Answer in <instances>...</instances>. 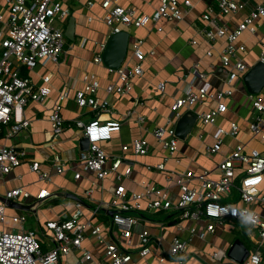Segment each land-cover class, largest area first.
Instances as JSON below:
<instances>
[{
    "label": "built area",
    "instance_id": "built-area-1",
    "mask_svg": "<svg viewBox=\"0 0 264 264\" xmlns=\"http://www.w3.org/2000/svg\"><path fill=\"white\" fill-rule=\"evenodd\" d=\"M97 3L103 10L101 18L108 27L107 38L97 44L98 50L93 56V62L98 64L104 63L102 53L113 34L127 31L126 29L130 27H144L151 22L158 24L162 19L181 20L185 10L192 6L191 0H158V6L152 13H139L132 7L121 5L119 0L87 1L90 8ZM217 6L222 14H234L243 9L245 3L217 0ZM69 14L70 10L64 7L62 0H5L4 6L0 2V134L4 139L12 140L27 130L31 121L25 115V107L31 101L44 102L51 94L50 75L44 76L43 84L37 85L30 76L23 75L20 68L25 66L32 70L39 63L60 60L65 50L66 36L64 29L58 27L55 22L57 18H65ZM213 14L212 9L202 14L206 22L202 31L210 41H215L219 37L228 40L227 45L219 52L223 68L228 73L225 78L228 86L223 90L211 91V83L206 80L207 74L199 69L200 63L192 66L190 72L201 77L204 80L203 84L198 87L189 86L185 93L175 98L168 118L171 126L169 124L159 126L152 131L169 156L178 149L179 138L175 134L177 121L186 111H193L192 107L196 103L206 98H213L219 102L216 109L198 113L196 124L213 123L220 113L227 110L224 99L233 94L234 82L249 70L242 60L237 59L238 51H245V46H236L234 43L244 31L255 32V19L260 15L264 16V1L251 10L233 30H229L218 16ZM158 29L162 30L160 26ZM193 43H196V40H193ZM143 44L144 40L140 37L134 40L133 54L136 62L118 68L106 66L108 72L115 74L117 78L115 82L107 85L108 93L122 95L131 92L134 79L144 73L146 52ZM213 54V49L208 51V55ZM261 61L264 62V47L261 51ZM83 82L84 86L75 92V102L80 108L94 111L95 117L88 122L80 119L75 120L73 124L67 123L63 109L70 93L67 88L64 89L50 113L52 139L57 140L70 125L79 127L89 141V148L81 150L79 155L83 170L94 172L100 179L110 174L116 176L117 184L111 188L113 195L111 201H104L95 206L93 212L97 213L100 210L109 214L111 212L113 226L117 227L119 234L116 235L112 231L111 240L106 242L103 225L81 220L84 215V204L77 201L75 211L69 218L48 220L43 225V231L45 229L44 232L48 233L45 237L53 242L46 250L41 243L40 230L8 231L0 227V264H62L63 257L76 249H80L82 253L72 264H86L93 259L91 251L83 248L87 235L106 245L104 255L108 261L99 264H128L132 261L135 251L146 258L151 254L152 242L155 240L149 230L144 229L138 234L139 248H134V227L140 222L153 220L141 214L140 211L144 207L150 211H173L180 219L179 229L183 228L184 220H205V229L199 230L196 226L189 228L191 237L198 236L202 239H206L210 233L216 231L217 226L228 220L246 221L257 228L259 236L254 239L253 251L240 264H264V213L250 207L256 201L264 202L260 187L264 181V155L256 149L245 152L243 144L240 143L219 163L221 172L219 178L210 177L208 170L198 174L192 170L184 172L169 170L167 185L144 182L143 191L129 192L123 179L131 175L132 166L122 168L125 162L124 155L109 156L101 145L102 142L110 140L115 132H120L122 122L102 119L103 114H112L113 108L107 99L98 96L101 87L99 77L93 73H86ZM165 85L164 82H160L157 85L158 90L164 91ZM248 96L256 112V117L248 123V128L264 140V101L259 94L249 93ZM134 113L136 107L129 109L126 117L130 118ZM138 118L140 123L144 121L143 116ZM239 133L240 126L236 122H232L229 128L219 127L214 134L216 141L206 146V153L212 155L219 152L224 136H237ZM122 149L123 151L131 149L136 155H145L150 150V143L145 137H136L131 143L124 144ZM109 160L110 165L107 166ZM166 160L167 157L153 167L167 171ZM24 162L28 163L29 170L35 173L40 181L45 184L53 181L52 175L42 169L41 160L28 156L24 144L0 142V172L9 173ZM51 165L58 173H64L70 166L59 153L53 155ZM238 165H245V172L239 184L235 185ZM81 176L80 171L74 174L76 179H80ZM194 179L198 180V186L191 185ZM233 186L237 187L243 205L227 198ZM174 187L179 189L176 200L172 199ZM94 190L95 188L86 190V195H92ZM50 194L51 190L45 186L35 194L21 186L8 190L4 199H0V224L6 221L10 200L38 201L44 200ZM143 199L146 201L145 205L142 203ZM12 220L23 224L26 217L13 216ZM154 222L160 226L165 225L164 221L154 219ZM216 255L218 253H214V256ZM192 257L189 239L175 235L171 240L169 253L162 252L158 260L161 263L186 264ZM223 257L228 258V254L224 252ZM145 264L153 263L148 261Z\"/></svg>",
    "mask_w": 264,
    "mask_h": 264
},
{
    "label": "crops",
    "instance_id": "crops-1",
    "mask_svg": "<svg viewBox=\"0 0 264 264\" xmlns=\"http://www.w3.org/2000/svg\"><path fill=\"white\" fill-rule=\"evenodd\" d=\"M77 1L80 2L82 7L75 9L73 5L69 4L70 0H62L64 7L69 8L70 14L65 18L58 19L65 20L68 25L69 17L74 16L76 29L73 40L66 37L65 46L67 47L61 54L60 60L58 62L39 63L32 70L25 66L20 68L21 73L30 76L37 85L43 84V77L50 75L51 94L44 102L31 101L25 107V115L30 119L31 125L20 136L12 140H6L0 134L1 143L24 144L27 147L28 156L40 159L42 169L49 172L53 177L51 183L45 184L38 179L35 173L29 170L27 162L9 173L0 172V197L2 198L8 190L19 186L29 190L32 194L37 193L44 186L51 190V194L44 200L14 201L20 207L9 204L6 221L0 224V227L8 231L27 230L25 222L28 218L25 214H19L17 210H33L37 216V226L34 230L41 231V233L38 232L45 250L53 242L47 238L42 241V238L48 234L45 233V229V232L43 231V224L48 220L69 218L75 211V203L78 200L67 196L69 193L85 202L83 203L84 215L81 218L82 221L90 220L93 224L104 226L103 234L106 242L111 240L112 231L116 235L119 234L117 227L113 226L111 213L109 214L104 210L97 213L93 212L95 206L104 201H111L113 197L111 188L117 184L116 176L110 174L100 179L94 172L83 170L79 161L81 152L79 142L84 136L79 127L70 125L57 140L52 139L50 113L54 103L59 99L60 92L64 89L67 88L70 93L63 109V116L67 123L73 124L75 120L80 119L88 122L95 117L94 111L89 108L78 107L74 99L76 90L84 86L83 76L86 73H93L99 77L101 87L98 96L107 99L113 108L112 114H103L102 119H115L122 122L120 132H115L110 140L102 142L101 145L109 156L124 155L125 162L122 168L128 165L132 166L131 175L123 179V183L129 192L143 191L144 182L167 185L169 183L167 179L169 170L177 172L192 170L196 174L208 170L210 171V177L219 178L221 175L218 167L219 163L240 143L243 144L245 152L256 149L264 155L263 138L251 132L248 128V123L255 119L256 112L248 96L250 92L245 86L244 75L234 82L233 94L224 99L227 110L220 113L213 123H197L186 140L179 139L178 149L173 155L169 156L163 144L152 134L155 128L169 124L168 118L171 115L172 104L176 97L185 93L189 86L198 87L203 84L204 80L201 77L190 72L195 63H200V71L207 74L206 80L211 83V91L223 90L228 86L225 83L228 73L223 68L219 54L227 45L228 40L225 37H219L215 41L208 40L202 31L206 26L202 14L212 9L213 15H217L223 25L229 30H233L248 16L251 10L264 0H235L244 2L245 6L234 14L220 13L217 0H191L192 6L185 10L181 20L162 19L158 24L151 22L144 27L127 28L126 30L129 32L128 50L127 56L121 65L136 62L133 54V43L137 37L144 40L143 48L146 57L143 75L134 79L131 92L122 95L107 92V85L116 81V75L108 72L105 63L93 62V56L98 50L97 44L105 40L108 34V27L101 18L103 10L98 3L90 8L87 4L88 0ZM0 2L3 6L5 5V0H0ZM119 3L126 7H132L139 13H152L158 6V0H119ZM158 26L162 30H159ZM255 26V32L244 31L234 43L236 46H245V51H238L237 59L242 60L248 68L261 60V51L264 47V16L260 15L255 19ZM193 40H196V43H193ZM80 49L86 51L85 56H79L78 50ZM212 49L214 54L208 55V51ZM48 63L54 64L52 70L45 68ZM160 82L166 84L164 91L157 88ZM255 94H259L264 101V87L259 93ZM138 100L142 103H139ZM218 103L216 99L206 98L196 103L192 109L197 114L207 112L216 109ZM134 107H136V113L130 118L126 117L127 111ZM139 116L144 117L142 123L138 120ZM232 122H236L240 126V133L237 136H224L221 150L208 155L206 146L216 141L214 134L217 129L219 127L229 128ZM136 137L148 139L150 150L147 154L136 155L131 149L123 151V145L131 143ZM190 137L192 140L189 141ZM55 153H59L69 162L70 166L64 173H58L51 165V158ZM166 157L167 171H160L153 167L164 161ZM109 165L110 160L107 166ZM148 166H152V168H148ZM77 171L82 173L80 179L74 177ZM244 172L245 165L236 167L235 185L239 184ZM191 185L198 186V180L194 179ZM260 187L264 196V181ZM93 188L95 190L92 195H86V190ZM234 190L237 195L234 194ZM178 192L179 189L174 187L173 200L177 199ZM55 195L63 196L68 199V202L53 213L52 216H57L52 218L51 216L48 217L47 211L53 207L50 206L42 210L40 206L52 200ZM227 198L232 202L243 205V202L239 199V191L236 186L232 187ZM142 203L145 205L146 201L143 199ZM250 207L264 213V202L256 201ZM140 212L153 220L140 222L134 227V248H139L138 234L144 229L149 230L155 240L152 242V252L148 257L144 258L135 251L132 261L128 264H145L148 261L153 264H172L171 262L161 263L158 257L162 252L169 253L170 243L175 235L189 239V251L193 254V257L186 264H240L239 259L245 252L243 247L252 252L254 239L259 236L257 228L250 223L228 220L217 226L216 231L210 233L206 239L198 236L191 237L189 228L196 226L199 230H203L206 227L205 220H184L182 221L183 228L179 229L180 219L171 210L150 211L144 207ZM163 212H167L168 215L160 220L165 222L164 226H160L154 222V219H157L155 215ZM44 213H47V215L45 216ZM150 214L153 217H150ZM13 216H25L26 221L23 224L16 223L12 220ZM238 242L242 244L240 245ZM83 248L91 251L93 256V259L86 264H99L108 261V258L104 255L106 245L98 242L95 238L87 235ZM224 252L228 254V258L223 257ZM81 253L80 249L72 251L69 255L63 257L62 264L74 263ZM214 253H218V255L214 256Z\"/></svg>",
    "mask_w": 264,
    "mask_h": 264
},
{
    "label": "water",
    "instance_id": "water-1",
    "mask_svg": "<svg viewBox=\"0 0 264 264\" xmlns=\"http://www.w3.org/2000/svg\"><path fill=\"white\" fill-rule=\"evenodd\" d=\"M76 29V19L74 16H70L68 20V25L65 29V36L69 39H74ZM128 42H129V32L128 31H121L120 33L113 34L108 43L106 48L102 53L103 61L105 65L118 68L121 66L123 61L127 56L128 50ZM245 86L250 93H259L262 88L264 87V62L258 61L249 70L244 74L243 77ZM198 115L196 112L192 110L186 111L181 118L177 121L175 126V134L181 140H186L193 130L196 122H197ZM81 150H87L89 148V141L87 137H82L79 142ZM67 196L81 201L85 203L81 198L74 196L73 194H68ZM0 199H4V197H0ZM10 205H15L20 207L18 203H15L13 200L9 201ZM111 213V212H110ZM240 245L241 242H238ZM245 252L243 256L239 259V262H243L248 255L250 254V250L243 247ZM231 251V250H230Z\"/></svg>",
    "mask_w": 264,
    "mask_h": 264
},
{
    "label": "rangeland",
    "instance_id": "rangeland-1",
    "mask_svg": "<svg viewBox=\"0 0 264 264\" xmlns=\"http://www.w3.org/2000/svg\"><path fill=\"white\" fill-rule=\"evenodd\" d=\"M69 4L70 5H73L75 7V9L82 7V5L80 4V2H78L77 0H70V3ZM82 18H84V17H82ZM55 24L57 26H59V27H61V28L64 29V28H66L67 22L65 20L64 21H61L60 19L57 18V21L55 22ZM66 47L67 46H65V48ZM85 52L86 51L84 49L78 50L79 56H85V54H86ZM129 54H130V52H129ZM45 68L52 70L54 68V64L53 63H48ZM188 140L190 141V140H192V138L190 137ZM234 194L237 195V193H236L235 190H234ZM67 202H68V199L64 198L63 196H61V195H55V196H53V199L52 200L46 202L45 204H42L40 206V209L44 210L43 208H47V207H50V206L53 207L51 209H48L49 210V211H47L48 217L51 216L52 218H54V217L56 218L57 215L52 216L53 213L57 212L58 209H61V207L65 206L67 204ZM17 212L19 214H25L27 216L28 220L25 222V228L26 229H31V228L32 229H36V226H37V216L33 212V210L23 211V210H19L18 209ZM47 213H44V215L46 216ZM40 214L41 213L39 212V215ZM150 215H151L150 217H153L152 214H150ZM167 215H168L167 212H163V213H160V214L155 215V217L157 218L156 220H162L165 217H167ZM45 239H46V237L42 238V241H44Z\"/></svg>",
    "mask_w": 264,
    "mask_h": 264
}]
</instances>
